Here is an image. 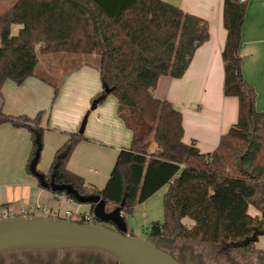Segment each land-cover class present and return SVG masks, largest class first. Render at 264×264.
I'll return each instance as SVG.
<instances>
[{
	"label": "trees",
	"instance_id": "trees-1",
	"mask_svg": "<svg viewBox=\"0 0 264 264\" xmlns=\"http://www.w3.org/2000/svg\"><path fill=\"white\" fill-rule=\"evenodd\" d=\"M1 1L11 5L0 12V99L5 81L22 84L36 75L41 56H97L94 63L102 89L90 104L101 97L99 104L112 94L117 115L132 132L130 146L118 152L100 189L88 186L68 170L69 156L83 139L79 132L68 134L47 173L42 174L46 181L71 186L78 197L65 189L48 190L89 204L93 223H101L105 221L95 215V203L86 198L102 200L104 213L120 207L126 220L136 204L167 185L162 197L163 219L144 227L146 238H175L245 254L260 252L254 246L260 235L252 236L264 235V111L255 110L254 88L240 69L238 47L245 2L222 0L226 30L221 51L222 91L238 100L237 122L220 136L211 152L201 153L194 142L182 141L181 113L169 101L154 97L152 90L160 76L183 75L195 50L209 37L204 19L163 0ZM12 24L21 25L16 35L10 32ZM52 87L54 99L58 86ZM42 114L39 111L31 118L0 110V125L10 123L30 133L28 173L30 162L36 155L39 159L43 146ZM249 205L259 215H250ZM184 217L193 225L183 224ZM72 220L84 223L81 217Z\"/></svg>",
	"mask_w": 264,
	"mask_h": 264
},
{
	"label": "crops",
	"instance_id": "crops-1",
	"mask_svg": "<svg viewBox=\"0 0 264 264\" xmlns=\"http://www.w3.org/2000/svg\"><path fill=\"white\" fill-rule=\"evenodd\" d=\"M163 1L204 19L208 24L209 37L195 50L183 75L179 78L169 75L160 76L152 94L158 99L169 101L181 113L182 141L185 143L194 142L201 153H208L217 146L220 136L226 133L237 122L238 118L237 98L224 96L222 91L221 51L226 38V30L222 24V0ZM245 3L246 10L238 47V54L241 57L240 69L243 78L254 88L255 110L264 111V0H246ZM20 27L19 24H12L10 27L11 34L16 35ZM91 57L93 58H89L90 63L94 62V56ZM59 59L61 63L63 62L61 60L65 59H69L70 64L76 61L71 65L73 67L70 70L65 69L63 76L60 77L62 78L59 81L61 82L60 86L63 85L61 88H65V97L67 96L63 100L58 96L59 98L51 103L52 84L57 83L50 84L36 76L27 77L22 84L7 80L1 88L0 110L3 113L12 116L26 115L32 118L39 111H43L40 124L44 129L48 128L44 132L45 142L42 147L43 171L48 162L51 164L55 151L63 145L68 134L78 132L84 112L88 107L90 110V101L99 92V90L96 92L98 86H90L89 81L84 79V75L88 73L85 70L89 69L84 66L88 65L87 63H80L79 57L67 54H62ZM41 61H43V56L39 58L37 65H41ZM64 63H69V61ZM95 68L99 75L97 67ZM75 82L81 85V90L78 96L70 101L68 96L72 94ZM100 89H102V85ZM116 109L117 100H111L106 106L102 105L99 112L93 115L91 126L86 128L85 121L82 136L85 135V131L87 132L84 137L86 139L101 136L104 142L110 143L106 132L109 134V131L113 129H120L121 124L125 125L117 115ZM87 115L88 113L84 116L86 120ZM49 127L52 129L49 130ZM126 129L129 131L131 142L132 132L129 128L126 127ZM102 130H105V134L101 132ZM82 142H78L66 166L68 170L81 176L88 186L100 189L105 184L101 183L103 179L96 178V175L99 174L96 168H86L87 160L92 155L83 150V146H79ZM113 144L114 152L117 154L121 149L130 146L128 141ZM76 148L77 150H75ZM30 153L31 141L27 128L14 127L10 123L0 125V205L8 204L14 208L29 209L34 206L40 207L41 204L47 202L54 208L46 207L45 210L49 209L51 212L58 211L63 214L65 211H69L74 215L89 212V204L77 203L63 194L58 195L39 186L37 178L26 171ZM97 166L105 167V165H101V162H97ZM43 171L40 172L44 174ZM166 190L167 185L157 190L143 202H150V199L155 197L162 204V197ZM248 213L252 216L259 215V212L252 205L248 206ZM126 220L128 223V216ZM182 223L187 226L193 225V221L187 217L182 219ZM254 246L264 256V239L260 240V244L257 240Z\"/></svg>",
	"mask_w": 264,
	"mask_h": 264
},
{
	"label": "water",
	"instance_id": "water-1",
	"mask_svg": "<svg viewBox=\"0 0 264 264\" xmlns=\"http://www.w3.org/2000/svg\"><path fill=\"white\" fill-rule=\"evenodd\" d=\"M108 92V88L105 87ZM101 97L90 105L93 110ZM86 117L83 118L79 133L83 132ZM36 155L29 169L43 188L65 189L78 195L69 185H57L45 180L36 171ZM85 201V199H82ZM95 203L94 213L102 221L112 222L114 228L101 223H78L73 220L49 215L13 216L0 219V253L17 249H67L88 248L105 252L120 264H181L171 253L159 248L152 239L139 238L127 233V224L120 214V207L104 213V202L98 197L86 198ZM259 233H254V239Z\"/></svg>",
	"mask_w": 264,
	"mask_h": 264
},
{
	"label": "rangeland",
	"instance_id": "rangeland-1",
	"mask_svg": "<svg viewBox=\"0 0 264 264\" xmlns=\"http://www.w3.org/2000/svg\"><path fill=\"white\" fill-rule=\"evenodd\" d=\"M10 5H11V2H9V1H1L0 2V12L7 9ZM62 54H64V53L49 54V55L43 56V61H41V65H37V67L35 68L36 69L35 70V73H36L35 76L38 79L48 81L50 84L51 83H57L58 93L54 99L52 98L51 103H52V101L55 102L56 99H58L59 97L62 98V100H63V98L67 97V96L65 97V93H64V92H66L65 88H61V87H63V85L60 86L61 82H59V81L62 80V78H60V77L63 76L65 69L70 70L71 67H73L71 65L76 62V61H74L70 64L71 61L69 59L61 60V61H63L62 63L59 62V60H60L59 57ZM72 56H75V55H72ZM77 57H79V56H77ZM89 58L92 59L93 57L88 56L86 58L84 57V59H82V57H79V62L80 63L84 62V63L88 64V65H84L87 68H89V69L85 70V72L88 71V73H86L84 75V79H87L89 81V82L88 81L87 82L90 84V86L91 85H94V87L98 86V89L96 90V92H97L98 90L99 91L101 90L100 89L101 81H100V78H99L97 71L95 70L96 69L95 63L97 61V56H94L95 63L94 62L90 63ZM67 60L69 61V63H64ZM69 66H70V68H68ZM80 90H81V85H79L75 82V84L72 88L73 92H72V94H70V96H68V100L71 101L75 97H77ZM52 97H53V94H52ZM64 100H67V99H64ZM111 100H116V98L112 94H109L103 100V102H101L97 106V108L95 110L90 111L89 107L87 108V110L84 112L82 119H81V121H82L84 116L88 113L87 120H86V128H88V126H91L93 115L96 114L97 112H99L101 106L102 105L106 106V104L108 102H110ZM76 106H78V104H76ZM47 129H44V131H43V135H42L43 145L45 142L44 141V132L47 131ZM50 129H52V128L49 127V130ZM101 132H103V134H105V130H102ZM109 132H110L109 134L106 132V135H108L107 138L111 142L107 143V142H104L102 140L101 136L97 137V138H93L95 140L84 138L85 135H87V132L84 131L85 135L83 134L84 135L83 139L80 140L83 142L81 143V145H79V146H83L84 147L83 150H86L89 154L92 155V156H90L91 158L87 160L86 168L87 167L96 168L98 170V173H99L96 175V178L99 180L103 179L101 183H104V184L108 178L109 171L113 165V162H114L116 154H117V152H114L115 148H114L113 143L123 142V141H128V143H130L129 131L126 129L125 125L121 124L120 129H113ZM76 145H75V147H76ZM74 148L72 151H74ZM77 148H79V147H77ZM77 148L75 150H77ZM97 162H101V165H105V167L104 166H97ZM49 164H50V162H48V164H46V168L43 171L42 166L44 165V159H43L42 150H41L40 157H39L38 164H37V170L43 171L44 174H46L47 173L46 171L49 168ZM107 169H108V172H107ZM105 173H106V176H105ZM150 200H151L150 202H142L143 204L142 203L136 204L134 209H133L132 214L128 215V223L126 220V223L128 226L127 232L130 233L132 236L139 237V238H146V234L144 232V227L149 225L152 221H161L163 219L162 204H161L160 200L159 199L156 200L155 197L153 199H150ZM56 204H57V202H56ZM4 207L9 208L12 206L6 204ZM46 207L50 208V209L54 208V207L53 208L51 207L50 203L44 202L43 204L40 205L39 209H35L33 211V214L51 215L52 212L49 211V209L47 212L45 211ZM34 208H35V206H34ZM102 224L109 227V228H114L113 225L108 224L106 222H102ZM262 239H264V235L259 236V238H258L259 244H260V240H262ZM153 240H154V243L159 248L165 250L168 253L172 254V252L173 253L175 252V253H177V255L180 254V256H184V257L186 254H192L193 253L192 257L195 259H197V254H199V252H201L202 250L208 251V249L211 248L210 246L201 245L199 243L180 242L175 238L168 239V238L161 237V238H155ZM101 255H105V254L101 253Z\"/></svg>",
	"mask_w": 264,
	"mask_h": 264
},
{
	"label": "flooded vegetation",
	"instance_id": "flooded-vegetation-1",
	"mask_svg": "<svg viewBox=\"0 0 264 264\" xmlns=\"http://www.w3.org/2000/svg\"><path fill=\"white\" fill-rule=\"evenodd\" d=\"M105 254V255H101ZM172 255L181 264H264L261 253L245 254L227 247L202 250L197 259L192 254ZM209 260V261H208ZM0 264H120L109 254L88 248L17 249L0 253Z\"/></svg>",
	"mask_w": 264,
	"mask_h": 264
},
{
	"label": "built area",
	"instance_id": "built-area-1",
	"mask_svg": "<svg viewBox=\"0 0 264 264\" xmlns=\"http://www.w3.org/2000/svg\"><path fill=\"white\" fill-rule=\"evenodd\" d=\"M238 2L244 3L246 0H238ZM35 209H39V207H33V208H14V207H0V219L1 218H6V217H13V216H26V215H31L33 214V211ZM46 212L48 210H45ZM52 217H58V218H64V219H69L72 220V218H79L81 217L84 221V223L91 224L93 223V217L89 212L83 213V214H72L69 211H65L63 214H60L58 211L52 212L51 215Z\"/></svg>",
	"mask_w": 264,
	"mask_h": 264
}]
</instances>
